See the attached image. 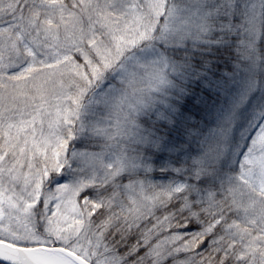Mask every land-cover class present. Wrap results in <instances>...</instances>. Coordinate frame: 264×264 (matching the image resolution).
<instances>
[{
  "label": "snow or ice",
  "instance_id": "1",
  "mask_svg": "<svg viewBox=\"0 0 264 264\" xmlns=\"http://www.w3.org/2000/svg\"><path fill=\"white\" fill-rule=\"evenodd\" d=\"M0 264H264V0H0Z\"/></svg>",
  "mask_w": 264,
  "mask_h": 264
}]
</instances>
